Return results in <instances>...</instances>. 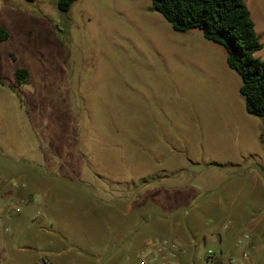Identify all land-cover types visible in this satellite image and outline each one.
<instances>
[{
	"label": "rangeland",
	"instance_id": "rangeland-1",
	"mask_svg": "<svg viewBox=\"0 0 264 264\" xmlns=\"http://www.w3.org/2000/svg\"><path fill=\"white\" fill-rule=\"evenodd\" d=\"M57 2L0 0V25L9 32L0 40V170L14 184L19 170L35 167L27 155L36 142L52 153L65 147L67 174L113 203L119 198L98 175L131 182L189 168L184 180L210 196L231 190L228 178L247 167H264V118L246 111L224 47L199 29L174 30L150 0H77L67 12ZM245 2L263 44L255 55L264 60V0ZM19 68L29 71L22 84ZM213 161L242 164L240 175L239 167L206 165ZM158 183L140 191L154 195ZM77 184L62 191L83 220L71 228L82 238L110 210L73 195L83 192ZM237 227L236 239L248 232ZM17 242L43 247L47 239L27 228Z\"/></svg>",
	"mask_w": 264,
	"mask_h": 264
},
{
	"label": "crops",
	"instance_id": "crops-1",
	"mask_svg": "<svg viewBox=\"0 0 264 264\" xmlns=\"http://www.w3.org/2000/svg\"><path fill=\"white\" fill-rule=\"evenodd\" d=\"M34 145L27 160L35 167L19 170L18 184L0 170V264H139L138 254L146 247L150 251L144 254L145 264H237L245 250L236 241V228L242 224L253 240L246 264H264V167L254 166L240 177H229L235 186L230 190L225 185L221 193L210 196L184 180L189 169L184 168L158 181L154 195L146 188L132 200L104 203L90 186L67 174L65 147L56 144L52 153L45 145ZM190 170L197 175V169ZM244 177L248 179L242 184ZM70 182L83 187V192L73 195L84 203L110 210L102 221L95 219L82 238L78 231L72 234L71 228L83 220L65 203L69 197L62 191ZM26 187L30 191L25 193ZM243 205L252 209L242 213ZM27 228L45 234L43 247L17 242ZM162 240L175 243V250L170 245L161 247ZM210 249L213 257H209Z\"/></svg>",
	"mask_w": 264,
	"mask_h": 264
},
{
	"label": "trees",
	"instance_id": "trees-1",
	"mask_svg": "<svg viewBox=\"0 0 264 264\" xmlns=\"http://www.w3.org/2000/svg\"><path fill=\"white\" fill-rule=\"evenodd\" d=\"M34 2L36 0H27ZM77 0H58V9L62 12L70 10ZM152 9L159 12L176 31L186 32L199 29L204 37L224 47L227 52L228 66L241 77L240 93L245 99L246 111L254 116L264 118V60L255 53L262 49L263 44L257 34L255 23L245 0H150ZM9 37V32L0 25V40ZM29 77L26 68L15 72L17 83H25ZM0 83L4 77L0 69ZM264 142V127L261 134ZM208 166L239 167L234 172L240 175L242 164L209 162ZM258 164L247 167L244 171ZM178 171L162 170L163 174L142 177L139 180L127 182L111 180L98 175L108 186L109 196L119 199L132 200L133 197L147 184L160 181L164 177L179 174ZM243 173V174H244ZM118 192H122L118 196ZM100 199V198H99ZM112 199H100L104 203H113Z\"/></svg>",
	"mask_w": 264,
	"mask_h": 264
},
{
	"label": "built area",
	"instance_id": "built-area-1",
	"mask_svg": "<svg viewBox=\"0 0 264 264\" xmlns=\"http://www.w3.org/2000/svg\"><path fill=\"white\" fill-rule=\"evenodd\" d=\"M161 247L167 248L169 245L171 246V249L174 251L176 248V244L173 242H170L168 240H162L159 242ZM237 244L244 247V253H243V260L237 261V264H246L250 257V251L249 248L253 247V240H252V234L250 232H244L240 236L237 237ZM150 251V247H146L143 252L138 254V257L140 259L139 264H145V257L144 254L148 253ZM209 257L214 256V250L208 251Z\"/></svg>",
	"mask_w": 264,
	"mask_h": 264
}]
</instances>
